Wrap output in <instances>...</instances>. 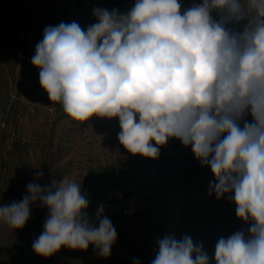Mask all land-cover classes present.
I'll list each match as a JSON object with an SVG mask.
<instances>
[{"label":"clouds","instance_id":"obj_1","mask_svg":"<svg viewBox=\"0 0 264 264\" xmlns=\"http://www.w3.org/2000/svg\"><path fill=\"white\" fill-rule=\"evenodd\" d=\"M92 14L86 30L44 28L31 63L49 100L70 122L118 119L132 155L156 159L173 138L190 146L214 176L209 195L229 196L247 225L219 237L212 256L188 235L165 236L151 264H264V0H134L126 13ZM37 201L48 211L37 255L90 245L111 255L115 227L103 206L88 217L81 182L67 176L29 183L20 201L0 205V223L22 229Z\"/></svg>","mask_w":264,"mask_h":264},{"label":"rangeland","instance_id":"obj_2","mask_svg":"<svg viewBox=\"0 0 264 264\" xmlns=\"http://www.w3.org/2000/svg\"><path fill=\"white\" fill-rule=\"evenodd\" d=\"M193 0H181L184 7ZM199 2V0H196ZM134 0H0V205L20 201L27 185L52 186L64 176L81 182L90 201L112 222L117 240L111 255L61 248L37 255L32 243L43 231L48 211L39 201L22 229L0 223V264H151L158 240L185 235L203 242L209 255L221 236L247 225L236 217L229 196L209 195L214 176L178 139L160 148L156 159L128 153L118 141V119L93 117L70 122L52 103L31 63L46 26L95 23L96 7L126 13ZM250 119V117H249ZM42 175L37 177V172Z\"/></svg>","mask_w":264,"mask_h":264}]
</instances>
